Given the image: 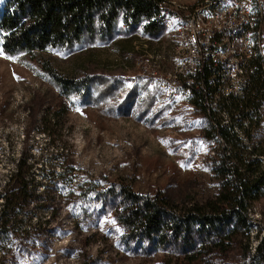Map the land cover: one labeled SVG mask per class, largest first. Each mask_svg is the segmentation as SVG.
Here are the masks:
<instances>
[{
    "label": "rangeland",
    "instance_id": "rangeland-1",
    "mask_svg": "<svg viewBox=\"0 0 264 264\" xmlns=\"http://www.w3.org/2000/svg\"><path fill=\"white\" fill-rule=\"evenodd\" d=\"M169 1L184 7L202 0ZM139 59L121 33L34 55L0 52V193L24 158L33 195L23 214L31 221L21 227L31 233L0 239V264H209L189 262L175 247L138 245L119 222L125 188L162 194L180 208L215 200L222 191L215 164L227 152L209 142L202 156L212 162L194 161L204 124L124 78L138 73ZM49 71L87 80L88 89L67 96ZM115 77V91L103 96L104 82ZM122 107L131 108L127 116ZM248 218L243 245L219 261L243 264L242 248L255 257L250 264H264V196Z\"/></svg>",
    "mask_w": 264,
    "mask_h": 264
},
{
    "label": "trees",
    "instance_id": "trees-1",
    "mask_svg": "<svg viewBox=\"0 0 264 264\" xmlns=\"http://www.w3.org/2000/svg\"><path fill=\"white\" fill-rule=\"evenodd\" d=\"M152 5L149 0H2L0 52L10 57L34 55L49 49H72L84 41L107 42L119 33L128 36L129 30L122 27L126 16L137 19L151 12ZM49 73L52 83L67 96L88 89L87 80H64ZM110 81L104 82L103 96L113 94L119 79ZM142 85L152 98L157 96L150 84ZM124 109L119 113L127 116L131 108ZM233 143L228 154L215 164L214 173L222 183V191L213 201L180 208L162 194L143 197L123 189L118 194L119 222L131 238L139 241L138 245L147 242L152 250L175 247L191 263L225 264L220 258L243 245L245 233L250 230L248 210L264 196V163L252 158L260 154L259 150ZM27 170V162L20 158L16 172L0 193V239L10 241L31 233L21 228L25 221H31L23 215L33 196ZM239 249L243 264L255 261L248 250Z\"/></svg>",
    "mask_w": 264,
    "mask_h": 264
},
{
    "label": "built area",
    "instance_id": "built-area-1",
    "mask_svg": "<svg viewBox=\"0 0 264 264\" xmlns=\"http://www.w3.org/2000/svg\"><path fill=\"white\" fill-rule=\"evenodd\" d=\"M149 1L151 12L126 16L122 24L140 57L138 73L124 78L150 84L161 102L204 124L197 164L212 162L202 156L209 142L225 145L226 154L233 142L256 148L260 154L252 158L264 163L262 1L202 0L184 7Z\"/></svg>",
    "mask_w": 264,
    "mask_h": 264
}]
</instances>
